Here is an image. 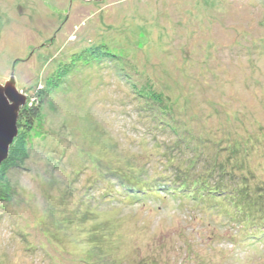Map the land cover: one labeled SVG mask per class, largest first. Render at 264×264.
<instances>
[{
	"label": "rangeland",
	"instance_id": "1",
	"mask_svg": "<svg viewBox=\"0 0 264 264\" xmlns=\"http://www.w3.org/2000/svg\"><path fill=\"white\" fill-rule=\"evenodd\" d=\"M11 76L40 110L0 166V264H264L238 212L264 204V0H0Z\"/></svg>",
	"mask_w": 264,
	"mask_h": 264
},
{
	"label": "trees",
	"instance_id": "2",
	"mask_svg": "<svg viewBox=\"0 0 264 264\" xmlns=\"http://www.w3.org/2000/svg\"><path fill=\"white\" fill-rule=\"evenodd\" d=\"M39 106L38 105H35V107H26L24 106L23 108L20 109V112H19V117H18V121H17V127L22 130H24L23 132L24 133H29L31 131V128L34 126V121L37 119V117L39 116ZM18 136V134H17ZM16 138H14L12 144L10 145V149H9V153H8V157L5 161H3V163L1 164L2 166H7L8 164H10V162H13V156L14 154H17V151L20 152V153H24L25 149H24V144L25 143H18L19 142V139L21 138V136H24V135H21L19 134V136ZM19 138V139H18ZM183 139L180 137L179 139L177 138V142H179V144L183 143L182 142ZM18 144L19 147H18ZM183 145V144H182ZM25 156V155H24ZM172 159V158H171ZM198 161V158L197 157H193L192 160H191V163L188 164V166L191 165L190 168H188L187 170H191V168L194 167L195 163ZM189 162V160L186 161V163ZM0 165V166H1ZM234 169H239V167H233L232 169H230L228 171V173L226 175L230 176V178L232 179V181H237V179L235 178L236 174L235 172L231 171V170H234ZM186 170V169H185ZM227 170V168L225 169ZM224 170V171H225ZM189 173V171H188ZM209 174H213L211 173V170L209 171ZM240 176V175H239ZM244 176V175H243ZM180 179L182 181H179V182H183V183H180V185H178V188L175 189L174 193H177L179 195H186L188 197H191L189 196L190 194H193V192L195 191H198L199 195H201L200 191H202L200 188L201 186L199 185H196L197 182L195 181H192L191 184L193 186H187V185H183L185 182H187L186 180H188L189 178L185 177L184 175L180 176ZM241 178H238V181H240ZM127 180V179H125ZM242 180V179H241ZM202 183L199 182L200 185L202 184H205L209 190H213V191H216L217 193L221 194V193H224L226 192V194L228 192H230V186L227 184H223L221 185L220 182H218L217 184L215 183H210V180L208 181H201ZM141 183H130V184H124V187L126 189V194L130 196V194H132V192L134 191H139L140 193H143V189H138L139 185ZM217 185H220V188H216ZM8 186V185H5V187ZM161 188V186H159ZM9 187H7L8 189ZM141 190V191H140ZM171 190V189H170ZM147 192H149L147 190ZM147 192H144V193H147ZM204 193V192H202ZM238 194V193H237ZM4 195H7V191L4 190V188H1L0 187V200H4L5 196ZM215 195V194H213ZM239 200L240 202V199L239 197H237V201ZM261 206H264L261 205ZM261 206H258V205H253V203L250 201V203L248 204V208H242L243 206H239V210L238 212H242L243 216L248 220V217H251V218H257L259 220H262L264 222V214L263 215H257V214H262L264 213L263 210H262V207ZM260 237L256 238V239H259Z\"/></svg>",
	"mask_w": 264,
	"mask_h": 264
},
{
	"label": "water",
	"instance_id": "3",
	"mask_svg": "<svg viewBox=\"0 0 264 264\" xmlns=\"http://www.w3.org/2000/svg\"><path fill=\"white\" fill-rule=\"evenodd\" d=\"M26 97L16 89L14 77L0 85V165L8 157L9 147L18 134L17 121Z\"/></svg>",
	"mask_w": 264,
	"mask_h": 264
}]
</instances>
